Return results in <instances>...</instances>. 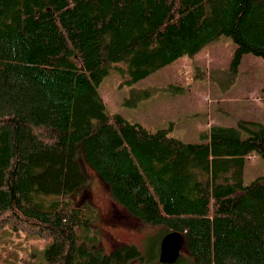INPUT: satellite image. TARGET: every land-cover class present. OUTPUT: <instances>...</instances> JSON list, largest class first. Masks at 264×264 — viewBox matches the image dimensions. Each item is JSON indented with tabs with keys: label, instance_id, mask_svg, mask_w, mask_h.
<instances>
[{
	"label": "trees",
	"instance_id": "obj_1",
	"mask_svg": "<svg viewBox=\"0 0 264 264\" xmlns=\"http://www.w3.org/2000/svg\"><path fill=\"white\" fill-rule=\"evenodd\" d=\"M222 35L236 44L232 71L243 53L264 58V0H0V228L49 239L46 264L142 260L133 244L81 243L87 202L60 199L87 180L80 154L129 215L180 232L195 264H264V176L243 184L264 125L185 142L97 93L110 68L132 84Z\"/></svg>",
	"mask_w": 264,
	"mask_h": 264
},
{
	"label": "rangeland",
	"instance_id": "obj_2",
	"mask_svg": "<svg viewBox=\"0 0 264 264\" xmlns=\"http://www.w3.org/2000/svg\"><path fill=\"white\" fill-rule=\"evenodd\" d=\"M236 44L231 36L215 38L193 54H184L132 84H121V75L109 69L97 86L98 96L111 113L138 122L151 132L171 127L170 133L185 142L204 141L212 125L236 126L239 121L264 125V58L243 53L236 70L232 60ZM152 91L139 98L137 93ZM247 132L242 131L245 137ZM78 163L87 175L75 192L60 199L84 207L90 228H84L81 243L108 252L117 244H133L143 259L128 264H195L186 248L172 263L158 259L160 226L142 224L110 196L98 173L82 158ZM81 161V162H80ZM264 176V157L245 156L243 184ZM82 205V206H83ZM95 239V242L92 240ZM49 239L35 233L0 228V264H46Z\"/></svg>",
	"mask_w": 264,
	"mask_h": 264
},
{
	"label": "water",
	"instance_id": "obj_3",
	"mask_svg": "<svg viewBox=\"0 0 264 264\" xmlns=\"http://www.w3.org/2000/svg\"><path fill=\"white\" fill-rule=\"evenodd\" d=\"M184 247V237L178 231L164 233L159 243L158 259L160 262L172 263L178 259Z\"/></svg>",
	"mask_w": 264,
	"mask_h": 264
}]
</instances>
